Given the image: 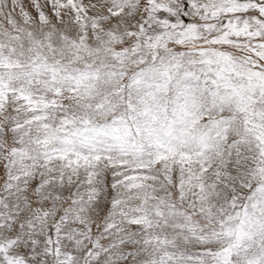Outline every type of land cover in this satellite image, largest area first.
Listing matches in <instances>:
<instances>
[{
	"label": "snow or ice",
	"instance_id": "snow-or-ice-1",
	"mask_svg": "<svg viewBox=\"0 0 264 264\" xmlns=\"http://www.w3.org/2000/svg\"><path fill=\"white\" fill-rule=\"evenodd\" d=\"M0 264H264V0H0Z\"/></svg>",
	"mask_w": 264,
	"mask_h": 264
}]
</instances>
